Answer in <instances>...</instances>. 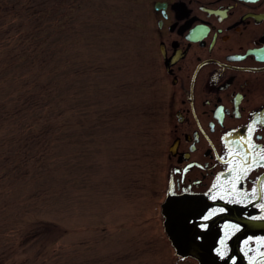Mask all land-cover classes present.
<instances>
[{
	"label": "rangeland",
	"instance_id": "1",
	"mask_svg": "<svg viewBox=\"0 0 264 264\" xmlns=\"http://www.w3.org/2000/svg\"><path fill=\"white\" fill-rule=\"evenodd\" d=\"M146 32L145 0H0V83L36 67L61 84L52 113L0 107V264H194L162 225L167 96Z\"/></svg>",
	"mask_w": 264,
	"mask_h": 264
},
{
	"label": "flooded vegetation",
	"instance_id": "2",
	"mask_svg": "<svg viewBox=\"0 0 264 264\" xmlns=\"http://www.w3.org/2000/svg\"><path fill=\"white\" fill-rule=\"evenodd\" d=\"M145 3L167 96L160 204L162 222L179 218L168 225L173 242L166 230L174 254L264 264V167L253 163L233 190L237 142L241 154L249 139L253 155L264 149V0Z\"/></svg>",
	"mask_w": 264,
	"mask_h": 264
},
{
	"label": "trees",
	"instance_id": "3",
	"mask_svg": "<svg viewBox=\"0 0 264 264\" xmlns=\"http://www.w3.org/2000/svg\"><path fill=\"white\" fill-rule=\"evenodd\" d=\"M38 11L41 10L38 9ZM8 57H10V55H8ZM35 68L30 67V71H15L14 74L16 76H11V81L5 80L3 83H0V86L3 87V97L5 98L2 99L0 107L3 113L6 114V118H24L27 115L32 114V112L40 106L42 108L46 107L50 113L59 108L61 102V97L58 94V88L61 85L60 82L58 80L55 81V79L51 77L52 75L46 70L39 71V73L34 77H25L29 73H32V75L30 76H33ZM1 70L5 71V67H3ZM6 71L11 72L10 70ZM19 76L24 79H20ZM13 77L16 79L14 80ZM9 94H17V97H22V100L14 102L13 104H9L8 102L11 101V99L7 97ZM37 103L38 105L33 107ZM46 121L47 122L43 121V123L41 124L43 125V127L41 128L42 131L46 130V133H51L53 128L59 129L60 125L57 121L52 120L53 123H50L47 119ZM12 127L13 126H10V128ZM7 154V152L0 153V159H8ZM17 159H19V156Z\"/></svg>",
	"mask_w": 264,
	"mask_h": 264
},
{
	"label": "snow or ice",
	"instance_id": "4",
	"mask_svg": "<svg viewBox=\"0 0 264 264\" xmlns=\"http://www.w3.org/2000/svg\"><path fill=\"white\" fill-rule=\"evenodd\" d=\"M238 143V147L236 150V156L238 159V167L235 171V175H234V180H233V190H235V185L237 183H239L246 175L249 171L252 170V165L253 163L257 164L258 166L264 167V149H261L259 151H256L255 154L253 155L254 149H255V145L251 144V140L249 139L248 141H246V143L248 144V147L246 150L243 151V153L241 154V147ZM252 157L251 161L249 160V157ZM231 171V169H230ZM217 179L219 180L220 178L217 177ZM213 187H217L216 185H213ZM255 189H253V193H255ZM209 217H204L205 220H207ZM261 219H264V217H261ZM223 243V241H222Z\"/></svg>",
	"mask_w": 264,
	"mask_h": 264
},
{
	"label": "water",
	"instance_id": "5",
	"mask_svg": "<svg viewBox=\"0 0 264 264\" xmlns=\"http://www.w3.org/2000/svg\"><path fill=\"white\" fill-rule=\"evenodd\" d=\"M162 201V198H161V200H160V202ZM166 215L168 214V213H165ZM162 216V215H161ZM175 220H179V218H177V217H174V212H170V214L169 215H167V218H166V222H165V225H166V230L168 231V233H169V235L171 234L170 232H169V230H168V225H170V227L172 228V229H174V226H172L173 224L172 223H174V221ZM166 233V232H165ZM167 235V234H166ZM168 237V236H167ZM170 238L172 239V242H173V238H172V236L170 235ZM169 239V238H168ZM169 241H170V239H169ZM175 244V243H174ZM173 246V245H172ZM190 261H192L194 264H197V262L195 261V260H192V259H189Z\"/></svg>",
	"mask_w": 264,
	"mask_h": 264
}]
</instances>
